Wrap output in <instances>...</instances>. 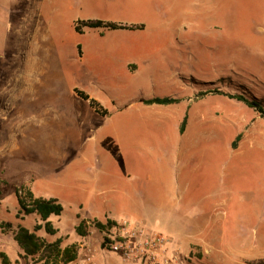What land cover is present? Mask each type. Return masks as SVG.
<instances>
[{
  "label": "rangeland",
  "instance_id": "rangeland-1",
  "mask_svg": "<svg viewBox=\"0 0 264 264\" xmlns=\"http://www.w3.org/2000/svg\"><path fill=\"white\" fill-rule=\"evenodd\" d=\"M98 20L146 25L156 43L97 85L72 69L82 66L76 43L84 59L105 45L102 27L83 26ZM29 56L34 73L27 64L23 76ZM153 97L174 101H142ZM88 107L55 140L56 112ZM65 143L78 147L69 163L52 155ZM25 187L63 205L49 218L58 232L37 233L78 245L69 264H140L105 246L94 222L106 217L161 232L177 264L264 258V0H0V250L10 264L32 263L19 225L43 222L18 216Z\"/></svg>",
  "mask_w": 264,
  "mask_h": 264
},
{
  "label": "crops",
  "instance_id": "crops-1",
  "mask_svg": "<svg viewBox=\"0 0 264 264\" xmlns=\"http://www.w3.org/2000/svg\"><path fill=\"white\" fill-rule=\"evenodd\" d=\"M123 26L125 27L116 28V29L102 27L101 40H106L104 43L105 45H102V48L96 45L94 47L95 48L94 51L91 52V54L89 55V58L87 57L86 59H84V55L81 49L82 45L81 43H76V46L78 47V51L80 54L77 60L79 64H82V66L80 65L73 66L74 69H72V71H75V74L78 72L79 74L81 73L82 75L91 77V80H93L98 85L99 83L106 81L105 77L118 75L119 69L122 66V64L128 69V71H131L132 68H134V65L136 64L135 62L132 63L134 59L135 60L139 59L141 61H144L146 59V56L147 55L149 56V53L152 51V46L156 43V36H150L149 34L150 31L154 29L150 27H146V25H141L137 27L128 26V25H123ZM38 59L39 58L37 57L36 60ZM24 61H25V65L24 64L21 65L20 74H23V76H27V74L24 71H25V66L28 64V68L26 70L30 72L29 73L30 75H32V73H34L33 68L35 66V58L33 56L32 57L29 56L28 58L26 57ZM40 64L41 66H47L45 62V58L40 60ZM87 95L89 96V94ZM90 99L92 98L90 97ZM87 102L92 107L90 100H87ZM146 105H152V104H146ZM92 109L94 111H97L95 107H92ZM90 112H91V108L89 107L85 109H80L78 111L74 109L67 110L66 108H62V110L56 112L54 121L60 126L59 128L62 127L64 132L63 131L57 132L58 135L55 136V140L57 139L61 141L66 140L65 137L66 130L64 129V123L66 121H70L72 119L74 121L77 118H83V116L84 117L89 116ZM77 130H78L77 128H74L72 133L76 135ZM59 134H63V136H59ZM66 150L67 152L69 151L70 153L68 154V156L65 153ZM77 150H78L77 145L71 143H65L64 148L62 146L57 147L56 152L52 153V155L55 158L59 157L62 160H64L65 158L64 156H66L67 158L65 159L64 163H69L73 159V156L75 155ZM106 218L113 220L118 219L113 217H106ZM79 256H80V251L78 248V258ZM78 258L76 260H78Z\"/></svg>",
  "mask_w": 264,
  "mask_h": 264
},
{
  "label": "trees",
  "instance_id": "trees-1",
  "mask_svg": "<svg viewBox=\"0 0 264 264\" xmlns=\"http://www.w3.org/2000/svg\"><path fill=\"white\" fill-rule=\"evenodd\" d=\"M83 26L86 27H107V28H121L125 27L121 24L104 22L101 20L94 22H85ZM76 30L79 32L82 31V25H76ZM78 94L87 100H90V103L97 111L105 112L100 109L95 100L90 99L88 95L84 92L77 91ZM146 104H169L174 101L171 97H153L148 99H142ZM250 105H255L254 102H250ZM262 111V110H261ZM186 119L181 125V132L185 130ZM239 136L237 137V139ZM236 146V142H234ZM17 194L19 197L21 209L19 210L18 216L22 214L37 213L41 216L43 222L37 223L34 226L33 230H30L24 226L19 225V228L15 231L14 239L22 249V256L26 259L31 258V264H69L74 262L78 258V248L76 244L63 245L62 237L57 238L54 241H47L44 237L38 235V231L44 229L48 234H56L58 228H56L49 218L51 215H61L63 211V205L58 201L57 198H44V197H35L32 190L25 187L23 189H17ZM115 220L108 219L107 222H102L100 220H95V226L103 231L107 227L113 225ZM10 225V224H9ZM87 221L81 220L77 225V232L86 236L88 230H86ZM0 259L2 264H10L9 256L5 251L0 250ZM246 264H264V258L252 260L246 262Z\"/></svg>",
  "mask_w": 264,
  "mask_h": 264
},
{
  "label": "built area",
  "instance_id": "built-area-1",
  "mask_svg": "<svg viewBox=\"0 0 264 264\" xmlns=\"http://www.w3.org/2000/svg\"><path fill=\"white\" fill-rule=\"evenodd\" d=\"M103 230V242L111 251L140 264H177L181 256L168 254V238L161 232L148 231L141 224L122 218Z\"/></svg>",
  "mask_w": 264,
  "mask_h": 264
}]
</instances>
